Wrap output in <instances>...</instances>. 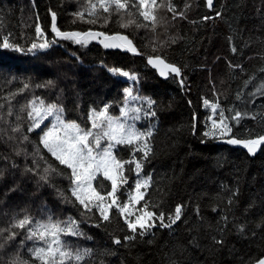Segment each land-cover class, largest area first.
Instances as JSON below:
<instances>
[{
	"label": "trees",
	"instance_id": "16d2710c",
	"mask_svg": "<svg viewBox=\"0 0 264 264\" xmlns=\"http://www.w3.org/2000/svg\"><path fill=\"white\" fill-rule=\"evenodd\" d=\"M169 2L157 0L164 6L155 8L160 24L153 30L151 22L138 14L134 18L147 27H121L132 18L127 14L123 18L113 14L105 23L108 14L99 8L97 23L83 22L74 13L90 9L84 0H0V44L7 36L23 49L0 48V228H10L14 217L22 219L26 214L34 221H46L49 216L54 221L76 220L84 235H62V239L74 252L90 250L79 264H254L262 258L264 146L251 156L224 142L227 137L210 138L203 133L211 129L212 119L219 120V109H223L227 117L235 111L244 114L238 123L227 120L231 136L249 139L264 135V95H250L264 82V0H214L213 8H208L205 0H171L177 12L185 13V18L176 19L167 10ZM186 4L190 5L187 9ZM52 12L61 31L124 35L139 54L105 49L96 42L81 45L60 39L51 30ZM37 23L43 30L40 35L35 30ZM46 40L48 48L28 52L33 43ZM156 56L177 66L180 76L160 79L146 63ZM113 67L136 77L138 90L133 88L139 99L132 102L142 109L138 129L146 131L142 119L152 131L148 138L152 151L143 160L139 175L134 164L125 165L127 183L117 193L119 200L128 202L135 182L151 177L145 192L149 210L163 212L167 224L176 207L182 206L181 219L171 227H162L157 220L144 236L136 235L130 241L124 240L132 233L116 209L105 222L95 209L82 215L85 210L78 202H65L58 191L75 199L70 191L71 170L59 165L39 144V129L27 133L28 104L37 97L63 107L65 121H75L83 128L89 114L106 105L108 115L119 117L128 83L110 75L108 69ZM250 78L254 79L245 86ZM49 81L50 86H42ZM25 84L29 85L26 89ZM148 99L154 102L150 109ZM205 99L218 102L217 113L205 106ZM148 111L155 116H146ZM17 123L30 137L29 142L21 144L20 133L11 131ZM9 136L15 139L9 140ZM18 148L23 150L21 155H16ZM114 154L122 161L143 156L126 145L118 146ZM39 156L66 175H55L45 183L26 172ZM39 162L42 172L44 161ZM100 182L102 191H111L110 181L100 176L94 183ZM12 231L19 233L14 241H6L7 232L0 237L4 244L0 264H9L17 253L31 264H39L28 250L41 242L25 240L26 230ZM114 238L122 243H113ZM214 238L223 243H215ZM21 241H25L23 247Z\"/></svg>",
	"mask_w": 264,
	"mask_h": 264
},
{
	"label": "snow or ice",
	"instance_id": "6c2138e0",
	"mask_svg": "<svg viewBox=\"0 0 264 264\" xmlns=\"http://www.w3.org/2000/svg\"><path fill=\"white\" fill-rule=\"evenodd\" d=\"M90 9L82 10L74 15L81 21L95 24L99 18L100 13L97 8L102 9L103 13H107L105 17V23L113 15H121L123 18L124 14L132 17L127 23L121 24V27H128L131 24H136L137 27H147V24H140L134 17L138 14L142 16L145 21H150L153 30H155L158 19L155 15V8L163 7V4H157V0H99V4L92 3L88 0ZM207 6L213 8V0H207ZM190 5H185L187 9ZM136 10V12L133 11ZM167 10L172 12L173 19L185 18L184 12H177L175 5L170 2L167 5ZM85 11L88 13V18L85 17ZM217 16L220 13H216ZM52 25L51 30L55 33V36L63 39L70 40L76 44L87 45L92 39H98L104 48H118L122 50L130 51L134 54H139L133 42L124 35L115 34L108 35L104 32L99 31H87L78 32L61 31L57 27V16L55 12L51 13ZM212 17H204V19H211ZM36 33L42 34V29L39 23L36 24ZM102 38V39H101ZM51 43H55L53 40ZM50 46V42L47 40L44 43L37 45L33 43L28 52H33L35 49H46ZM0 48L13 49L15 51H23L21 47L15 45L9 41L7 36L3 37V43L0 44ZM235 51V48H233ZM148 63L153 67H156L160 71L161 76H167L169 73H174L176 76H180L181 71L177 66L168 64L160 56L149 57ZM111 73L119 74L121 76L128 77L129 79H136V77L120 68H109ZM264 71V69H261ZM245 82V86L251 83ZM183 86V80L180 81ZM52 84L49 81L44 87ZM29 85L25 84L24 88H28ZM126 94L125 101L127 105L128 100H136L138 97H133L131 89H124ZM264 95V82H262L257 88L256 92L250 93V95ZM239 99V95L237 96ZM147 103L149 109L153 105V101L148 99ZM206 107H211L213 113H217L218 102L210 103L207 99L204 100ZM27 118L30 121L27 127V133H35L36 130H40L43 134L39 137V144L51 154V157L55 161L71 170V196L75 199H71L66 196L63 191H58V194L69 203H79L85 210L82 215L92 213L93 209L99 213L100 218L109 222L112 217V210L116 209L120 216L123 218L124 223L127 225L128 230L132 233L131 236H125V241L134 240L136 235L144 236L151 228L156 226V221L160 222L162 227H171L176 221L181 219L182 206L178 205L175 209V214L169 216V223L165 224V215L163 212L157 214L154 211L149 210L150 206L145 200V192L150 186L151 177L138 180L136 183L135 195L130 194L129 200L126 203H122L119 200L117 193L123 184L127 183L126 177L124 176V170L126 164H134L137 174L139 175L143 167V160H146L151 153L152 149L148 144V138L151 137L152 131L140 132L135 128L134 124H126L120 118H114L108 115V106L99 112L93 110L89 114V120L91 121V129L82 128L75 121H65L64 119V108L57 103H46L39 97L30 101L28 104ZM22 111L24 109H21ZM142 111L141 108H129L127 106L120 109L121 117L125 119L138 120L139 113ZM229 111H234L230 109ZM129 113H135L136 115H129ZM11 110L9 115H11ZM219 120L212 119V127L209 131L203 133L204 136L210 138L223 139L230 145H240L247 150L251 155H254L262 146H264V135L249 138L239 139L231 136L232 128L227 123L228 119L236 121L237 123L244 114L235 111L231 117L225 116L224 110L219 109ZM145 115L155 116V112H145ZM49 118H54V122L51 127H47L45 121ZM254 118V117H253ZM17 120L21 118L16 117ZM44 125L47 130L42 128ZM196 126L193 125V132L195 133ZM13 133H20V143H27L30 137L25 134L22 125L17 123L11 128ZM107 139V145H102L101 141ZM9 140H14V136H9ZM119 145H126L131 148L133 152H142L143 156L137 159L135 156L129 161H122L114 154V149ZM22 149L16 151V155H21ZM40 149L37 147L36 155H39ZM27 155V153H24ZM40 160L44 161L42 172ZM13 167L15 165L13 164ZM26 172H31L34 175H38L39 179L45 183H48L55 175H66L63 170L53 163L49 162L44 156H39V160L33 159V167L26 168ZM2 175V173H0ZM103 176L104 180L111 182V191H102L104 185L100 182L98 185L94 182L99 181V177ZM110 198V199H109ZM144 201L143 204L141 202ZM232 203V200H229ZM140 205V207H136ZM138 213V214H137ZM134 217V218H133ZM227 218L225 217V220ZM99 226V225H97ZM13 228H19L27 231L25 240L39 241L41 246H34L28 251L33 261H38L39 264H79L85 256L90 254V250L85 249L83 252L73 251L70 245L62 239V235L70 236H82L84 233L80 230L78 222L73 219L68 221H54L51 216L46 221H34L30 215H24L22 219L16 217L13 218V223L10 228H0V237L4 236L7 232L6 241H14L16 236L19 234L12 231ZM244 230L243 226H240V231ZM215 243L222 244V240H216ZM25 241H21L20 246H24ZM113 243L121 244L119 238H114ZM4 244L0 243V248H3ZM9 264H31V262L19 255L15 256ZM256 264H264V257L258 259Z\"/></svg>",
	"mask_w": 264,
	"mask_h": 264
},
{
	"label": "rangeland",
	"instance_id": "374dc122",
	"mask_svg": "<svg viewBox=\"0 0 264 264\" xmlns=\"http://www.w3.org/2000/svg\"><path fill=\"white\" fill-rule=\"evenodd\" d=\"M87 4H89V2H88V0H84ZM91 2L92 3H96L97 5L99 4V0H91ZM89 6H90V4H89ZM99 8V7H98ZM102 10V9H101ZM134 10V9H133ZM155 15H158L157 13L155 14ZM158 19V24H160V19L159 18H157ZM102 39V38H101ZM91 42H96V44H98V45H100V46H102L103 47V45L99 42V40L98 39H92V40H90L89 42H88V44H90ZM104 48V47H103ZM106 49V48H105ZM107 49H118V48H107ZM120 50H122V49H120ZM127 51V50H126ZM130 52V51H129ZM71 71H73V70H71ZM111 76H114V77H116L113 73L112 74H110ZM117 79H119V80H122V81H125V82H127L128 83V89H131V92H132V96L133 97H137V95H135V91H134V88H136L137 90H138V85H137V83L136 82H138L137 81V79H134V80H132V79H129L128 77H125V76H121V75H119V76H117L116 77ZM135 86V87H134ZM134 87V88H133ZM133 100H128L127 101V104L128 103H131ZM125 106H127L126 105V102H125V105H124V107ZM105 108V107H104ZM104 108H102V109H100V110H98V111H96V112H99V111H101V110H103ZM129 108H137V106L135 105V103L134 102H132L131 104H130V106H129ZM129 115H136L135 113H129ZM117 118H120L122 121H124L126 124H134L135 125V128L139 131V126H138V123H139V119L138 120H131V119H125L124 117H121V114H120V116L119 117H117ZM145 118V117H144ZM54 122V118H49L48 120H46L45 121V124L47 125V127H51L52 126V123ZM140 122L142 123V125H143V130L145 131V132H147V131H149V130H151L150 129V127H146V125H147V122H145V121H143L142 119H140ZM44 125H42V127H43ZM82 127V126H81ZM91 127H92V124H91V121L88 119L87 120V123L85 124V127L84 128H87V129H91ZM83 128V127H82ZM44 130L46 131L47 130V128H45L44 127ZM43 134V133H42ZM41 134V135H42ZM101 143H102V145H107V139L105 138L104 140H102L101 141ZM228 145H230V144H228ZM120 146V145H119ZM230 146H232V147H239V148H243L242 146H240V145H230ZM118 148V146L115 148V149H117ZM114 149V150H115ZM243 149H245V148H243ZM46 150V149H45ZM246 150V149H245ZM47 151V150H46ZM247 151V150H246ZM248 153V152H247ZM50 154V153H49ZM249 154V153H248ZM51 155V154H50ZM249 155H251V154H249ZM251 156H253V155H251ZM102 176V175H101ZM103 177V176H102ZM139 180H141V179H139ZM111 183V182H110ZM137 183V181L135 182V184ZM135 189H136V185H135ZM132 195H135V190H134V192H133V194ZM110 199V198H109ZM138 214V213H137Z\"/></svg>",
	"mask_w": 264,
	"mask_h": 264
},
{
	"label": "water",
	"instance_id": "95a60500",
	"mask_svg": "<svg viewBox=\"0 0 264 264\" xmlns=\"http://www.w3.org/2000/svg\"><path fill=\"white\" fill-rule=\"evenodd\" d=\"M205 1H206V4H207V0H205ZM213 4H214V0H213ZM208 8H209V7H208ZM146 63H147V65H148L153 71L156 72V75H157L160 79H162V80H167L168 77H169V75H171V76H176L174 73H169L167 76H161V75H160V71H159L158 68L153 67L151 64H149V63H148V60L146 61ZM176 77H179V76H176ZM262 257H264V254H263ZM254 264H256V263H254Z\"/></svg>",
	"mask_w": 264,
	"mask_h": 264
},
{
	"label": "bare ground",
	"instance_id": "6f19581e",
	"mask_svg": "<svg viewBox=\"0 0 264 264\" xmlns=\"http://www.w3.org/2000/svg\"><path fill=\"white\" fill-rule=\"evenodd\" d=\"M5 125V124H4ZM3 126V125H2Z\"/></svg>",
	"mask_w": 264,
	"mask_h": 264
}]
</instances>
